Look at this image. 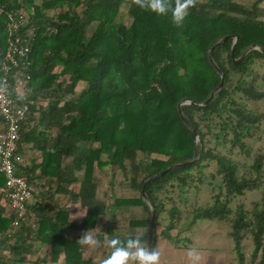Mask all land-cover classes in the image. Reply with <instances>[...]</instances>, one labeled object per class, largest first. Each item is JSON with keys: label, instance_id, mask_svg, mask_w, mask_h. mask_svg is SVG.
I'll return each mask as SVG.
<instances>
[{"label": "trees", "instance_id": "obj_1", "mask_svg": "<svg viewBox=\"0 0 264 264\" xmlns=\"http://www.w3.org/2000/svg\"><path fill=\"white\" fill-rule=\"evenodd\" d=\"M40 2L0 0V63L7 49L10 14L28 13L33 28L30 85L35 104L22 126L19 151L25 143L41 151L33 167L25 169L30 184L42 181L47 197L53 193L69 197L86 215L76 223L64 209L52 213L56 204L43 209L38 203V221L26 226L24 218L15 243L9 245L6 234L15 216L0 192V264H5L1 254L6 250L15 257L11 264H101L85 259L84 245L65 232L96 231L100 218L125 220L136 207L144 216L128 219L122 237L106 225L97 238L102 246L105 236L108 241H124L141 229L146 233L141 242L148 247L152 211L143 201L142 185L175 164L190 163L196 150L193 164L145 188L156 213L154 249L159 219L167 211L162 196L174 183L183 191L199 189L212 169V178L221 179L220 192L213 203L194 207L190 225L227 222L236 263H248L244 243L251 239L250 264H264V197L251 209L232 207L246 193L264 191V156H255L244 172L234 156L236 152L250 157V141L263 131L264 112L250 109L248 102L264 100L258 71L264 67V54L253 50L237 66L232 56L235 37V59L254 45L264 48V0H198L181 27L172 23L170 14L158 16L131 0ZM123 7L132 18L130 26L121 21ZM225 37L231 38L212 54L224 73L222 91L204 108L181 107L200 138L196 146L178 106L187 99L204 103L221 83L209 52ZM81 83L85 87L79 92ZM107 166L120 170L125 188L137 196L114 195L109 205L101 200L95 173ZM4 185L0 173V191ZM53 186L56 190L51 192ZM168 215L169 224L160 233L171 239V233H178L181 212L174 206ZM29 241L47 247V255L29 260L26 254L33 247Z\"/></svg>", "mask_w": 264, "mask_h": 264}, {"label": "rangeland", "instance_id": "obj_2", "mask_svg": "<svg viewBox=\"0 0 264 264\" xmlns=\"http://www.w3.org/2000/svg\"><path fill=\"white\" fill-rule=\"evenodd\" d=\"M37 4H41L40 0H35ZM54 14V12H53ZM29 14L27 13V19ZM121 21L130 26L132 18L128 14L127 7H123L121 13ZM259 85L260 89L264 91V67L259 68ZM85 87V84H80L77 90L80 92ZM248 106L250 109H254L260 112H264V100L255 102L249 101ZM253 151L251 156L246 158L245 156L238 155L236 152L234 156L241 164V169L244 172L246 165H250L255 156H264V125L263 131L259 133L258 137H255L250 141ZM20 157V153L18 152ZM21 158V157H20ZM96 172L97 178L100 180V199L105 201L108 205L113 202L111 198L116 197H131L137 196V193L131 192L125 188V180L120 170L114 171L110 166L99 169ZM212 169L207 171L204 184L199 189L191 188L183 191L179 188L169 187L168 193L163 195L162 198L166 202L167 211L163 213L159 219V231L161 232L165 226L169 224L168 212L174 206H177L181 212V222L178 224V234H170L171 239L163 238V235L159 232V238L157 241L156 250L161 254V258L166 264H237L235 260V253L233 252V243L229 238L230 226L227 222L222 221H200L196 226H191V212L196 206H206L209 203H213L214 198L219 194V185L221 179L219 177L212 178ZM114 183L111 186V183ZM112 189V190H111ZM264 197V191L248 192L243 197L236 199L232 203V207L236 208L238 205H244L246 208L251 209L253 205ZM67 200V199H66ZM134 210V208H133ZM111 217H105L106 220L102 222V227L111 225L114 227L115 233L118 237H122L128 228V219L139 218L136 211L127 216V218L112 223L108 221ZM146 233L143 230H136L134 236H144ZM161 240H167L168 244L164 250L161 248ZM103 245L99 248L101 250H108V238L105 236L103 239ZM15 240H10V244H14ZM143 244V243H142ZM246 255L248 263L250 264V257L252 252V241L251 239L245 241ZM48 253L47 247H40L38 245V252L29 255V260L43 259ZM191 254V255H190ZM5 259V264H11L15 259L11 255L9 250L3 251L1 254ZM161 260V259H160ZM30 264V263H27Z\"/></svg>", "mask_w": 264, "mask_h": 264}, {"label": "built area", "instance_id": "obj_3", "mask_svg": "<svg viewBox=\"0 0 264 264\" xmlns=\"http://www.w3.org/2000/svg\"><path fill=\"white\" fill-rule=\"evenodd\" d=\"M9 17L7 49L0 63V173L5 177V185L0 192L15 216L6 234L9 240H14L32 199V188L23 172L25 168L20 165L18 152L22 126L30 113V105L35 101L32 99L34 89L30 85L33 28L26 13H11Z\"/></svg>", "mask_w": 264, "mask_h": 264}, {"label": "crops", "instance_id": "obj_4", "mask_svg": "<svg viewBox=\"0 0 264 264\" xmlns=\"http://www.w3.org/2000/svg\"><path fill=\"white\" fill-rule=\"evenodd\" d=\"M19 153H20V157H21V164L20 165L22 166V169H24V168L28 169V167H30V168L33 167V165H34L33 160L35 158H38L41 156V151H38V150L36 151V149L33 148L32 144H26V143L21 145V149H20ZM38 160H41V158ZM25 169L23 171L24 174L26 173ZM97 171H100V170L97 169L96 172ZM30 185L32 188V199H31V202L29 204L28 212L26 215V217H27L26 218V220H27L26 226L28 224H34L35 222L38 221V217H37V213H36V211L38 209V206H37L38 203L42 204L44 206L43 209H46V206L49 203L50 204H56L57 209H55L52 213H57V212H59L60 209H64L69 213V217H70L71 221L76 222V223H81L83 221V219L86 215V211L84 209H82L79 202H74L69 197H66L60 193H56V194L53 193L51 198L47 197L46 195H47L48 187L44 186L42 181H40L38 179L34 180L33 183H31ZM55 190H56V187L53 186L51 192H54ZM134 211H136L137 215H139L138 219H140L144 216V213H143L141 207L134 208ZM104 220H106L105 217L100 218L97 230L89 232L94 236V238L97 241H98L97 234L99 232H101L105 227V226L102 227V222ZM116 221L117 220L113 221L112 223H114ZM138 230L141 231V229H138ZM84 233L85 232L67 230L65 232V235L69 239H74V240H77L78 242H80L79 238ZM172 234H175V233H172ZM176 235H179V234L176 233ZM163 238H165V237H163ZM30 243H31V241H29V244ZM31 244L33 245V247L26 254L27 258H29V255L34 254V252L35 253L38 252V243H31ZM167 244H168L167 240H161V248L163 250L166 247H168ZM40 247L42 248L44 246L40 245ZM99 247H100L99 241H98L97 246H95V247H90V246L84 245V249H85L84 258L85 259L92 258V259L96 260L97 262L101 263L103 259H105L108 255H110V249H109V251L106 250V248H105V250H101ZM37 260H38V258L34 261H37ZM31 261H33V260H31ZM160 264H166V262L163 260V258H161Z\"/></svg>", "mask_w": 264, "mask_h": 264}, {"label": "clouds", "instance_id": "obj_5", "mask_svg": "<svg viewBox=\"0 0 264 264\" xmlns=\"http://www.w3.org/2000/svg\"><path fill=\"white\" fill-rule=\"evenodd\" d=\"M131 3L161 17H167L170 14L172 23L181 27L198 0H131ZM79 241L90 247L98 244L94 236L87 231L79 238ZM108 244L112 251L101 264H160V252L142 244L139 235L124 241L112 238Z\"/></svg>", "mask_w": 264, "mask_h": 264}, {"label": "water", "instance_id": "obj_6", "mask_svg": "<svg viewBox=\"0 0 264 264\" xmlns=\"http://www.w3.org/2000/svg\"><path fill=\"white\" fill-rule=\"evenodd\" d=\"M231 37H225L223 39H221L209 52V59L211 61V64L213 65V67L215 68V70L217 71V73L219 74V76L221 77L222 81L221 83L217 86V88H215L210 97L204 102V103H201V104H196L193 100H190V99H187L185 100L183 103L179 104L178 106V111H179V114L185 124V126L193 133V136H194V139H195V144L196 146H198V144L200 143V138L196 132V130L189 124V122L186 120L183 112H182V109L181 107L184 106V105H192V106H196L198 108H204L206 107L211 101L212 99L215 97V95H217L218 93H220L224 87V73L223 71L220 69V67L216 64V62L214 61L213 57H212V54H213V51L214 49L221 45V44H224L226 41H228ZM236 44H237V37L234 38V44H233V49H232V56L234 58V64L235 66L241 64V62L245 59V57L253 50H257V51H260L264 54V48L262 47H259V46H252L250 47L243 56H241L239 59H235V53H236ZM198 157V154H197V150L195 152V159L193 161H191L190 163H179V164H175L173 166H171L169 169L161 172L160 174H157L153 177H151L150 179H148L143 185H142V198H143V201L144 203L151 209L152 211V218H151V223H150V234H149V243H148V247L150 249H153L154 248V243H155V236H156V213H155V207L153 206V204L151 203L146 191H145V188L147 187V185H149L150 183L164 177L165 175H167L169 172L171 171H174V170H179V169H182V168H185L187 165L189 164H193L196 159Z\"/></svg>", "mask_w": 264, "mask_h": 264}]
</instances>
